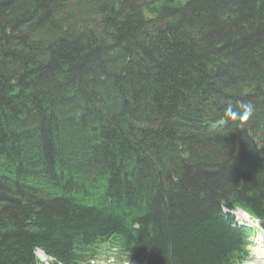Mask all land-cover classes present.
Masks as SVG:
<instances>
[{"label": "trees", "instance_id": "trees-1", "mask_svg": "<svg viewBox=\"0 0 264 264\" xmlns=\"http://www.w3.org/2000/svg\"><path fill=\"white\" fill-rule=\"evenodd\" d=\"M237 208L264 227V0H0V264H246Z\"/></svg>", "mask_w": 264, "mask_h": 264}, {"label": "rangeland", "instance_id": "rangeland-1", "mask_svg": "<svg viewBox=\"0 0 264 264\" xmlns=\"http://www.w3.org/2000/svg\"><path fill=\"white\" fill-rule=\"evenodd\" d=\"M79 1H81V0H79ZM22 30H24V27L17 28V26H16L14 28L15 33H20V32H22ZM98 37H99V39H105L104 36H102L101 34H98ZM69 148L73 149V150H77V148L74 145H71ZM31 161L38 162V158H34ZM3 195H6V192H4ZM236 210H238V209H236ZM233 216L235 217L238 224H240V225L246 224L248 226H251L255 229V232H256L255 235L257 236V239H255V240H254V238L252 239L253 242L250 246L251 260L247 264H264V258H262L264 253H262V254L259 253V252H264V250H263L264 248H261L260 245H257L255 243V241L257 240V242H259V244H261L260 240H262V239L264 240V228L261 227L260 220L253 219V218H251V220H248L249 218H246L243 215H240L239 213H237V214L233 213ZM256 221H258V224L256 223ZM256 250H259V252H257ZM98 262H99V264H117L115 261H111L110 258H108L106 260H104V258H103L101 261H98Z\"/></svg>", "mask_w": 264, "mask_h": 264}, {"label": "clouds", "instance_id": "clouds-1", "mask_svg": "<svg viewBox=\"0 0 264 264\" xmlns=\"http://www.w3.org/2000/svg\"><path fill=\"white\" fill-rule=\"evenodd\" d=\"M251 114L252 106L249 105L245 118H247ZM256 223L258 224V221H256ZM256 251L259 252V250ZM32 253L34 258V264H56V257L51 254L47 247L43 244L34 245ZM91 264H96V262L93 260L91 261Z\"/></svg>", "mask_w": 264, "mask_h": 264}, {"label": "bare ground", "instance_id": "bare-ground-1", "mask_svg": "<svg viewBox=\"0 0 264 264\" xmlns=\"http://www.w3.org/2000/svg\"><path fill=\"white\" fill-rule=\"evenodd\" d=\"M237 209H238V210L235 209V210L231 211V214L233 215V213H236V214L239 213L240 215H243L244 217L249 218L248 220H251V218H253V219H257V220H260V219H258V218H255V217L251 216L247 211H245V210L242 209V208H237ZM225 211L228 212V210H226V209H225ZM233 217H234V216H233ZM234 220L236 221L235 217H234ZM260 222H261V220H260ZM236 223H237V221H236ZM237 225H238V226H243V224L240 225V224H238V223H237ZM261 227L264 228V227L262 226V224H261ZM252 230H253V232H254V235L250 237V240H249V241H250V245L248 246L249 250H250V246H251V244H252V242H253L252 239H253V238H254V240L257 239V236L255 235V234H256L255 229L253 228ZM260 241H261V244H259V242H257V240L255 241V243H256L257 245H260L261 248H264V240L262 239V240H260ZM263 250H264V249H263ZM259 253L262 254V253H264V252H259ZM109 255H110V253H109ZM250 257H251V252H250ZM108 258H109V256H106V257H105V260L108 259ZM262 258H264V255H263ZM110 260H111V261H114L115 258H113V257L110 256ZM122 263H124V261H123Z\"/></svg>", "mask_w": 264, "mask_h": 264}]
</instances>
